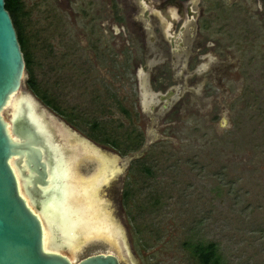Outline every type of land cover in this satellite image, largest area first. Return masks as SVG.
Masks as SVG:
<instances>
[{"label": "rangeland", "instance_id": "obj_1", "mask_svg": "<svg viewBox=\"0 0 264 264\" xmlns=\"http://www.w3.org/2000/svg\"><path fill=\"white\" fill-rule=\"evenodd\" d=\"M22 1L37 91L26 71L24 90L75 159L66 207L84 235L71 260L199 264L193 246L212 243L220 264H264V0H195L202 16L188 24L185 49L163 44L161 55L131 0ZM39 141L54 183L39 201L58 230L49 207L62 196V162Z\"/></svg>", "mask_w": 264, "mask_h": 264}, {"label": "water", "instance_id": "obj_2", "mask_svg": "<svg viewBox=\"0 0 264 264\" xmlns=\"http://www.w3.org/2000/svg\"><path fill=\"white\" fill-rule=\"evenodd\" d=\"M25 71L15 29L4 7V0H0V264H121L119 257L112 253H97L72 261L65 250L44 248L43 223L38 213L41 214L46 205L39 201V190L48 185V181H44L45 177L48 179V175L46 176L44 164L39 161L40 152L43 159L51 157V153L45 143L40 152L33 148L40 143L39 139L42 142L44 139L40 134L36 137L33 129L24 124L25 112L6 114L10 98L15 95L19 100L30 99L36 111L42 114L40 116L48 125L54 141L65 150L69 147L65 145L66 141L62 143V135L39 112L34 98L24 90ZM172 95L173 92L169 91L160 96V100L169 101ZM11 163L20 178L27 181L25 196L30 205L20 193ZM36 173L38 176L31 181ZM123 256L125 257L124 253Z\"/></svg>", "mask_w": 264, "mask_h": 264}, {"label": "flooded vegetation", "instance_id": "obj_3", "mask_svg": "<svg viewBox=\"0 0 264 264\" xmlns=\"http://www.w3.org/2000/svg\"><path fill=\"white\" fill-rule=\"evenodd\" d=\"M137 1H138L137 6L131 0V2L128 3L126 7L129 8L133 14L135 10L137 11V7H140L143 10L142 13L138 15V17H142V19L146 21V24L148 26L147 30L151 32V35H149L148 40L150 46L154 47L152 48L153 49L152 52L154 54L160 53L161 55L163 51L165 52V50H167V48L169 47L173 50L174 53L180 54L185 49L184 42L182 41V39L184 38V32L186 31L188 24H190L193 21L195 22L198 18L202 16V12H197L194 9L195 0H187V1L137 0ZM188 30L191 32L189 34V36L191 37L192 29L189 28ZM161 31H163L164 38L162 37V35L160 36L159 32ZM160 41L163 42L161 45H158L157 43H160ZM163 44L166 46L165 50ZM160 55H158V59ZM171 61L173 63V66H175L176 58L174 56H171ZM180 63L178 64V66H175V68H178ZM41 125L43 126V124ZM44 128L46 133L48 134L46 127ZM50 143L52 144L51 140ZM52 147L56 149L55 156L58 157V159L62 162V166H61L62 168L61 171L63 174L62 176L67 178L69 182V178L71 176L70 174L71 166L74 164L75 161V159L73 160L71 157H73L74 154H72L71 157L66 158L65 155L63 156V153H61L58 150V147H56L55 145L54 146L52 145Z\"/></svg>", "mask_w": 264, "mask_h": 264}, {"label": "bare ground", "instance_id": "obj_4", "mask_svg": "<svg viewBox=\"0 0 264 264\" xmlns=\"http://www.w3.org/2000/svg\"><path fill=\"white\" fill-rule=\"evenodd\" d=\"M15 98L17 99L16 102H14ZM10 104H13V107H14L13 108V112H12V114L10 113V115H13L15 113L16 114H18V113L21 114V112H25V115L27 114V116L29 117L31 122L38 127L39 131L41 132V133L40 132L39 133L41 135H43V139L44 140L46 139L47 142H49V143H50V140H51L52 143L54 142V145L58 147L59 151L63 150V152H65L66 154L68 153V152H66V150H65V148L63 146L58 145L54 141L53 135L51 134L50 129L47 127L46 123L42 120L41 116H39L36 113L37 118L39 119L41 124H44V126L46 127L49 135L46 133L45 128L39 123V121L35 117V114L33 112L35 110V105H34V103L31 102L30 99L23 98V99L19 100L17 96L13 95L10 98V100H9V102L7 104V110L9 108L8 106H10ZM7 110H6V113H7ZM10 110H11V108H10ZM49 136H50V138H49ZM52 149L56 152V149H54L53 147H52ZM51 157H53L52 154H51ZM11 166L15 170V174H16V177H17L20 193L27 200V203L30 205V202H29L28 198L25 196V193H26L25 185L27 184V181L20 178L18 171L15 169V167L12 165V163H11ZM48 179H49V182H48L47 186H49V184H51V183H52L51 185H53L54 184L53 183V179H51L50 176H48ZM61 182H62V189H63L62 190L61 199L59 201H57V202H54L55 206H53V203H52L50 205L51 207H49L50 210L52 209L54 214L57 215L58 218L60 219L59 220L60 221V224H59L60 229L56 230L54 228V219L51 216L52 213L49 212V210L46 211V207L44 208V210L41 211L42 215L38 213V216L42 220V223H43L42 227H43V245H44V248L46 250H65L69 254H71L70 251L68 250V248L71 247L74 244L75 240L80 239L84 235V233H81V232H77L76 233V230H74L73 227H77V226L74 225V223L71 224V221H69L71 219V217H70L71 214L69 213V210L66 207V203H67V201L69 199V196H70V193H71V190H72L71 189L72 185L69 184L67 178H65L63 176H62ZM75 229H77V228H75ZM48 235L51 237V241L53 242V244L51 246H49V247L46 244V240H47V236ZM56 236L59 237V242H57L55 240ZM63 242H67V243H63ZM118 242H119L120 250L122 252L121 242L119 240H118ZM112 254H114V253H112Z\"/></svg>", "mask_w": 264, "mask_h": 264}, {"label": "trees", "instance_id": "obj_5", "mask_svg": "<svg viewBox=\"0 0 264 264\" xmlns=\"http://www.w3.org/2000/svg\"><path fill=\"white\" fill-rule=\"evenodd\" d=\"M4 7L9 13L13 27L16 32L17 40L23 54V59L25 62V70L27 72L28 78L26 81L27 87L31 91H37L34 76L32 74V60L27 50V39L24 35V5L22 0H4ZM105 144H111L112 146L115 143H109L107 140H103ZM124 196L125 193H124ZM193 256L197 259L199 264H220L219 259L216 253V247L214 244L210 243L208 245H195L193 246Z\"/></svg>", "mask_w": 264, "mask_h": 264}]
</instances>
